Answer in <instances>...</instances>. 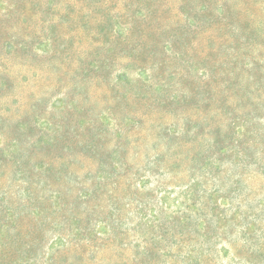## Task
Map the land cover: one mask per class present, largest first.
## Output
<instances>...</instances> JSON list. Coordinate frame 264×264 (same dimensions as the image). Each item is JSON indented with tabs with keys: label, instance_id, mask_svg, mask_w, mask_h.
Wrapping results in <instances>:
<instances>
[{
	"label": "rangeland",
	"instance_id": "1",
	"mask_svg": "<svg viewBox=\"0 0 264 264\" xmlns=\"http://www.w3.org/2000/svg\"><path fill=\"white\" fill-rule=\"evenodd\" d=\"M0 264H264V0H0Z\"/></svg>",
	"mask_w": 264,
	"mask_h": 264
}]
</instances>
